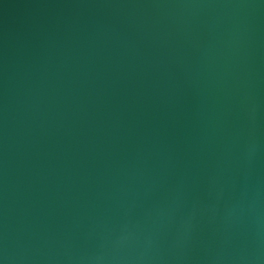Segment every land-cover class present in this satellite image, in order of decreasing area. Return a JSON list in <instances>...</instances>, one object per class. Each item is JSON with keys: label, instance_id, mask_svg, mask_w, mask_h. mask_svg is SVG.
<instances>
[{"label": "water", "instance_id": "water-1", "mask_svg": "<svg viewBox=\"0 0 264 264\" xmlns=\"http://www.w3.org/2000/svg\"><path fill=\"white\" fill-rule=\"evenodd\" d=\"M0 264H264V0H0Z\"/></svg>", "mask_w": 264, "mask_h": 264}]
</instances>
